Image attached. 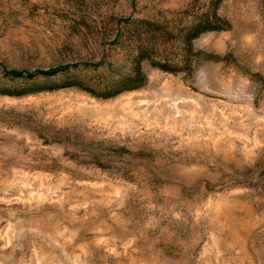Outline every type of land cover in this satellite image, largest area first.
Wrapping results in <instances>:
<instances>
[{
  "label": "rangeland",
  "instance_id": "1",
  "mask_svg": "<svg viewBox=\"0 0 264 264\" xmlns=\"http://www.w3.org/2000/svg\"><path fill=\"white\" fill-rule=\"evenodd\" d=\"M0 264H264V0H0Z\"/></svg>",
  "mask_w": 264,
  "mask_h": 264
},
{
  "label": "trees",
  "instance_id": "2",
  "mask_svg": "<svg viewBox=\"0 0 264 264\" xmlns=\"http://www.w3.org/2000/svg\"><path fill=\"white\" fill-rule=\"evenodd\" d=\"M213 14H215V10L213 9ZM128 21V20H126ZM203 23H205L203 20L201 21H197L196 23H194L191 27V29L193 30V36H198V34H200L201 32H203L204 30H208V29H204V28H199ZM10 73H12L13 75L17 76V77H22L25 76L27 78L32 77V73L29 72H22V71H10ZM46 73V72H44Z\"/></svg>",
  "mask_w": 264,
  "mask_h": 264
}]
</instances>
